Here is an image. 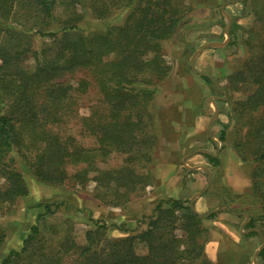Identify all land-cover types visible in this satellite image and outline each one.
Segmentation results:
<instances>
[{"label": "rangeland", "instance_id": "obj_1", "mask_svg": "<svg viewBox=\"0 0 264 264\" xmlns=\"http://www.w3.org/2000/svg\"><path fill=\"white\" fill-rule=\"evenodd\" d=\"M166 1L56 0L54 16L47 17L30 2L11 0L6 18L0 13V46L20 54L18 65L28 72L44 68L56 46L51 37H38L31 30L76 22L84 34L101 37L112 31L111 39L119 41L118 28L126 27L140 37L132 29L147 23V36L129 49V56L139 61L132 72L138 84L153 89L157 83L150 98L137 100L127 93L125 107L112 118L111 105L92 69L78 66L56 72L57 85L49 87L52 100L36 111L46 120L45 126L37 130L18 122L21 143L3 156L7 167L21 174L26 194L0 203V264L11 250L23 246L42 210L38 203H50L54 212L40 219V234L11 264H69L88 244V231H92L94 248L104 253L109 241L145 228L144 217L169 199L189 207L193 199L198 238L211 264H254V253L264 242V159H256L264 153V132L260 136L255 130L264 120V98L255 95L264 84V77L263 81L256 77L264 63V0H170L166 16L171 20L163 26L160 10ZM6 23L15 26L10 30L15 37L7 35ZM164 28L169 35L158 39L157 30ZM147 38L152 39L150 44ZM210 42L195 55L193 66L215 80L225 98L210 79L190 66L193 54ZM115 53H104L99 60L105 62ZM158 55L164 63H158ZM7 81L0 73V114L17 115L19 108ZM44 86L35 92L38 104L49 90ZM109 87L114 90L113 83ZM211 97L219 110L210 123L215 106L206 101ZM128 117L135 126L123 144L101 150L97 127ZM61 147L79 155L56 162L54 155ZM40 152L46 155L44 169L62 163L59 167L67 176L61 183L38 178L34 169L43 163H37ZM208 155L218 163H211ZM7 186L0 176V188ZM164 206L165 216L175 215L177 226L185 224L187 211ZM95 221L107 228L98 229ZM252 231L255 234L247 235ZM174 233L183 238L181 228ZM137 250L146 252L141 245ZM260 252L256 264H264Z\"/></svg>", "mask_w": 264, "mask_h": 264}, {"label": "trees", "instance_id": "obj_2", "mask_svg": "<svg viewBox=\"0 0 264 264\" xmlns=\"http://www.w3.org/2000/svg\"><path fill=\"white\" fill-rule=\"evenodd\" d=\"M25 1L27 3L30 2L44 16H54L56 0ZM169 2L171 1L167 0L160 10L161 25L163 26L171 20L166 16ZM10 3L11 0H0L2 18H6ZM138 26L137 30H132L141 33L140 37H137L136 33H133L126 27L118 28L116 36L119 41L111 39L114 37L112 31L104 32L101 37L84 34V29L76 22L61 24L57 29L31 30L38 37H51L56 41L52 54L53 57L49 61H45L46 65L44 68L40 70V67L37 66L33 72H28L19 67L18 60L20 54L16 52L10 53L5 47L0 46V73L8 77L7 84L12 85L11 94L14 95V103L19 108L17 115L0 114V176L8 181L6 188H0V203L12 201L16 197L26 194L21 174L14 169H9L4 163L3 156L6 152L12 150L14 144L18 145L21 143L20 132L17 127L18 122L28 124L37 130L45 126L46 120L40 118L36 111L43 110L44 106L42 104L46 105L52 100L53 97L50 96V92L53 90L49 87L57 85L53 80L56 72L73 69L78 66L92 69L103 86L101 90L105 95L106 101L111 105L110 117L112 118L116 116V112L119 109L125 107L124 99L127 97V93H130L137 100L152 96L157 83H153L154 87L150 89L138 84L136 82L137 75L132 73L135 70L134 67L138 66L139 61L138 59L132 60V57L129 56L131 55L129 49L141 44V39L147 36L150 25L143 23ZM13 27L15 26L10 23H6L5 25V30H8L7 35L10 37H15L13 32L10 31L13 30ZM17 30L22 31L19 28ZM157 31L160 33L158 39H162L170 33V30L167 28ZM149 40L152 39H146L148 44L151 43ZM114 50L117 53L106 59L105 62L99 60L104 53H110ZM155 59L158 63H164L160 55L155 57ZM160 74H163V71ZM42 75L44 78L41 80ZM256 77L260 79L264 77V63L263 68L258 69ZM204 78L208 80L207 77L204 76ZM261 80L263 81V79ZM42 82L46 84L49 90L45 91L46 96L38 104L34 100V95L38 88L42 87ZM110 83L114 84V90H108V88L110 89ZM151 83L149 80L148 84ZM46 86L44 87L46 88ZM262 87H264L263 82L255 92V95L261 97V100L264 98V89L262 90ZM111 91L115 92V94ZM1 98L2 96H0V103ZM113 98H118V100L112 101ZM134 126L135 124L129 117L123 121L110 120L98 126L99 148L104 150V146L108 147V145L112 144L122 145L125 135L132 131ZM226 129L227 126L225 125L221 132V139H224ZM255 130L258 131V135L262 136L264 132L263 119L261 122H258ZM57 151V154L54 155V161L56 162H61L65 157L79 155L78 151H68L65 147L58 148ZM207 157L211 163L215 165L218 163V160L214 156L208 155ZM256 159H264V153H261ZM40 162L43 163L34 169L39 179L52 183H61L67 176L65 169L59 167L62 163L56 167L43 168V164L46 162L44 152H40L37 155V163ZM164 204H169L170 208L174 211L179 208L187 211L184 213L185 224L180 225L181 227L177 226L175 215L165 216L167 211ZM36 206L42 208V210L37 214L35 223L30 226V234L24 240L23 246L19 250H11L1 264H11L15 259L20 258L23 253H26L28 251V242L35 240L40 234V219L45 214L54 212L50 203H38ZM197 219H199L197 214L192 212L189 206H184L181 200L169 199L168 202L160 201L155 206L153 212L149 216L144 217L142 224L146 223L145 228L136 234L114 238L109 241L108 249L104 253L98 252L101 250L94 248L92 231H88L86 234L88 244L79 251L78 255L69 264H185V262L189 264H211L203 256V246L198 238L200 233L198 225L195 224ZM94 225L98 229L105 230L107 228V225L101 221H95ZM121 227L115 226V228L119 229ZM178 228H181V231H183V238L179 239L175 235L174 231ZM121 231L128 233L129 230L122 227ZM252 234H255V232H249L247 235ZM183 244L184 247L181 248ZM138 245L144 246L146 252H138ZM260 253L264 258V248ZM45 264H56V262L53 261L52 263Z\"/></svg>", "mask_w": 264, "mask_h": 264}, {"label": "water", "instance_id": "obj_3", "mask_svg": "<svg viewBox=\"0 0 264 264\" xmlns=\"http://www.w3.org/2000/svg\"><path fill=\"white\" fill-rule=\"evenodd\" d=\"M221 11H222V13L226 16V18H227V20L229 21V24H230V17L227 15V13H225V11L223 10V7H221ZM225 33L227 34V36L229 35L228 32H227V28L225 29ZM228 37H229V36H228ZM227 43H228V41L223 42V43H220V44H221L222 46H224V45H226ZM211 44H213V42L206 43L201 49L197 50V51L193 54V56H192L191 59H190V66H191V69H192L193 72L198 73V74H200V75H202V76H205V77H207L208 79H210V80L213 82V84L217 87V89H218L219 91H221V92L224 93V98H225V97H226V93H225V92H224V91H223V90L217 85V83L215 82V80H213V79H212L210 76H208L207 74L198 71V70L193 66V58L195 57V55H196L198 52H200V51H202L203 49H205L207 46L211 45ZM208 102H212V103L214 104V106H215L214 114L212 115V117H211V119H210V123H211V121H213V119H214L215 116L217 115L219 109H218V106H217V104L214 102V100H213L212 97L209 98V99L206 101V103H208ZM210 123H209V125H208V128H209V126H210ZM198 151H203V152L208 153L207 150H205V149H199ZM184 164H185V163H184ZM192 169H194V168H192ZM208 178H209V180H210V173H209V172H208ZM209 182H210V181H209ZM199 194H200V193L196 194V196H198ZM189 203H190L191 210H192L193 212H195V210H194V208H193V199H190ZM218 210H219V209H216L215 211H218ZM254 230L257 231L258 233H260L258 229L254 228ZM263 247H264V242L262 243L260 249H259L256 253H254L253 260H252L254 264H256V262H255V257H256V255L258 254L259 251H261V249H262Z\"/></svg>", "mask_w": 264, "mask_h": 264}]
</instances>
